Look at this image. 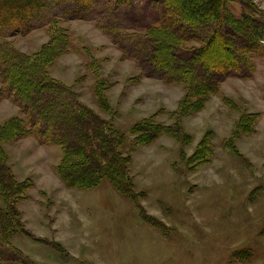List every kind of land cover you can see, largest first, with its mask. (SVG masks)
I'll list each match as a JSON object with an SVG mask.
<instances>
[{"label": "rangeland", "instance_id": "374dc122", "mask_svg": "<svg viewBox=\"0 0 264 264\" xmlns=\"http://www.w3.org/2000/svg\"><path fill=\"white\" fill-rule=\"evenodd\" d=\"M251 1L264 9V0ZM149 2L131 0L124 11L115 12L116 23L126 33L140 29L158 14L146 8ZM107 10L99 6L87 20L60 23L71 37L73 50L51 65V76L67 85L75 83L82 102L99 112L93 77L85 66L96 59L109 85L105 94L116 112V128L126 133L158 111L157 120L172 124L169 113L176 110L183 87L151 79L134 61L121 58L126 41L119 34L109 38L94 23ZM60 12L44 11L42 18L34 20V30L9 38L13 47L26 54L39 49L48 39L42 25ZM256 67L250 79L222 77L223 94L247 111L261 114L255 132L236 142L241 156L222 146L238 113L219 95L197 114L182 119L183 131L192 136L190 145L182 148L170 136L149 145H130L136 191L145 192L139 205L149 223L142 222L136 206L107 183L90 190L66 187L54 171L59 148L39 145L31 137L5 144L16 178H31L34 183L29 198L18 207L31 236L17 234L12 244L30 264H264V236L259 235L264 225V63L257 62ZM18 109L8 99L0 100V122L20 114ZM210 130L211 162L187 171L180 149L188 156ZM153 223L164 225L168 236ZM245 247L250 248L251 259L230 262L231 254Z\"/></svg>", "mask_w": 264, "mask_h": 264}, {"label": "trees", "instance_id": "16d2710c", "mask_svg": "<svg viewBox=\"0 0 264 264\" xmlns=\"http://www.w3.org/2000/svg\"><path fill=\"white\" fill-rule=\"evenodd\" d=\"M130 1L0 0V100L16 104L20 113L0 122V264H30L11 240L17 234L31 236L18 207L34 186L31 178H16L5 144L31 137L39 145L59 148L54 171L66 187L90 190L107 183L136 206L142 222L149 223L139 205L145 192L136 191L130 166L131 144L149 145L161 136H170L182 148L190 145L192 136L183 131L182 119L203 110L217 95L238 113L223 139L225 150L241 156L236 142L256 130L260 112L247 111L223 94L221 83L228 74L250 79L257 62L264 63V9L251 0H150L146 8L157 10L156 18L126 33L116 23L115 12L124 11ZM99 6L110 10L94 23L109 38L119 34L126 41L120 48L122 59L134 61L151 79L183 87L176 110L169 113L172 124L157 120L158 111L131 125L126 133L116 128V112L105 94L109 85L101 77L96 59L85 66L93 77L97 108L108 118L82 102L75 83L67 85L51 76V65L73 50L69 33L60 25L71 19L87 20ZM56 10L62 11L61 16L54 14L42 25L48 39L39 49L26 54L13 47L10 37L31 32L34 20L42 18L44 11ZM212 135L207 131L188 156L180 149L187 171L211 162ZM153 224L168 236L164 225ZM259 235L264 236V225ZM250 252L249 247L241 248L231 254L230 262H247Z\"/></svg>", "mask_w": 264, "mask_h": 264}, {"label": "bare ground", "instance_id": "6f19581e", "mask_svg": "<svg viewBox=\"0 0 264 264\" xmlns=\"http://www.w3.org/2000/svg\"><path fill=\"white\" fill-rule=\"evenodd\" d=\"M126 11V10H125ZM15 72V71H14ZM7 76V75H6ZM232 149V148H231ZM235 154V153H234Z\"/></svg>", "mask_w": 264, "mask_h": 264}]
</instances>
